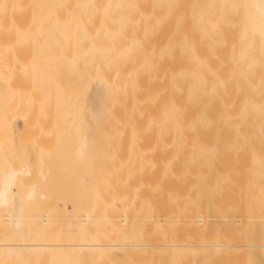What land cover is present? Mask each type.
Masks as SVG:
<instances>
[{
    "label": "bare ground",
    "instance_id": "bare-ground-1",
    "mask_svg": "<svg viewBox=\"0 0 264 264\" xmlns=\"http://www.w3.org/2000/svg\"><path fill=\"white\" fill-rule=\"evenodd\" d=\"M19 17L22 18L20 20L22 21L21 27L18 25ZM9 21L14 24H10ZM9 26L12 31L14 28L15 34L21 32L23 53L20 55L22 51L17 50L19 53L17 51L16 53L19 55H16V58L4 57L1 56L2 50H0L1 126H11L13 115L7 110V101L5 100L9 99L7 97L12 92V80L18 77L16 70L19 60L23 61L21 66L31 63L34 67H37L38 64L40 67L49 63L54 65V62L60 61L66 64H77V66L79 64L82 66H85L83 64L103 65L102 63L111 65L114 62H119L121 65L124 61H126L125 65H131V63L134 64L133 60L150 63L152 82H154L152 83L154 85V87L152 86L154 88L152 96L155 117L152 116L154 117L152 119L153 133L156 136H153V139L158 147L152 157L157 159H153L155 161L153 163L155 166L158 164V171L155 168L153 171H157V173H153L156 178L158 175L165 178V181H160L159 187L169 193V197L172 198L174 194H179V196H184L185 200H195V204L196 200H199L195 206L199 210H193V202H191L193 207L188 205L190 202H179L181 206L178 201H182L184 197L176 199L177 203L175 202L176 197L173 198L174 202L178 206L180 205L179 207H183L185 204V206L191 207V212L196 211L197 214L198 211L197 221L194 222L191 212L189 214L187 209L186 214H188H185V220L180 215V218L177 216L178 218L174 219L176 215L172 216V214L175 209L172 212L170 210L172 206L178 208L174 207L177 205L172 204L170 200L168 202L161 196L153 197L156 205L163 199L169 205V208L165 210L166 216L162 217L163 221H166L165 217L169 218L171 215L173 217H170L171 222L182 219L181 221L184 220L187 226L185 227L184 222H181V224L183 223L182 227L179 226L181 224L177 225L179 227L177 235H175L176 238L180 237L177 242V239L174 240L175 237H171L173 234L170 232L172 229L175 232L177 227L170 224L169 219L166 228L167 234H171V236L169 238L165 234V237H167L166 241L169 239L171 241L162 243L157 241V237L155 240L154 235L150 240L162 243L160 245L156 243L160 250L161 248L166 249L167 253L171 252L173 256L176 253L175 260L177 262L184 261L182 257L184 254L181 255L182 252H179L178 248L186 249L192 253L200 251L205 255L213 252L220 253L221 257L224 254L221 251L234 249L236 258L231 255L233 251L229 253L230 250H228L227 252L230 257L233 256L236 259H234L235 261L239 259L238 264L241 262L244 264L243 261L246 264L247 257H252V264H264V0H0V34L4 28ZM5 33L11 34L6 30ZM10 38H14V36H9V41H13ZM0 43H2L1 39ZM17 49L19 48L17 47ZM42 71L48 75V71ZM31 73L34 79H38L42 74L40 71L38 72V69ZM66 93L68 92L66 91ZM8 112L11 116L7 114ZM21 113L24 115L23 111L15 114H19L21 117ZM27 114L32 116L29 112ZM27 114L25 113V116ZM33 118L36 120L37 116L35 115ZM65 129L63 142L66 145V158L71 163L77 186L81 187L83 182L89 186L93 139L77 124H70ZM54 154L56 153L54 152ZM2 167L0 166V264L1 262L6 264V259H12L7 264H21L26 258L25 254L22 255L26 252L22 253L23 249L30 250V253L33 249L34 252L37 249H48L50 251H47V257L52 263L53 259L51 260V258L57 257L55 259L59 262L65 257L60 256L58 248H63L61 250L65 251H61V253H66L68 250L69 252L74 251L76 256L79 253L78 249L83 251V254L87 253V256L91 254L95 256L99 252L104 255L106 251L118 249L123 250L127 257L128 255L140 257V255L138 256L139 249L145 248L144 246H152L139 244V242L112 243L111 240L114 241V239L110 240L111 243L98 240L50 243L37 239L38 234H41V229H45L43 226L46 225H42V228L37 230L39 231L36 233L38 237L33 241L30 238V233H26L30 239L25 242L22 237L23 222H25L23 213L25 211L22 210L28 202L42 201L45 196L40 192L41 190L39 191L41 188H37L36 184L24 192L23 190L18 194L15 192L20 189H17L18 176L30 174L28 165L15 167L16 169L11 166ZM36 173L42 180L45 179L48 173L45 164H42ZM158 182L159 180L156 181V184ZM22 183L23 181H21ZM163 183L165 184L163 185ZM82 188L85 190V194H90L84 186ZM171 194L173 195L171 196ZM162 196L165 197V193ZM158 199L162 200L159 202ZM158 206L162 207L161 204ZM230 210L234 211L232 212L235 214L232 215L233 219L229 216L231 212L228 214ZM210 211L214 212L212 215L216 213L219 216L217 219H220L222 227H218L221 228V231H210L209 233L206 232V229L195 231L197 229L193 228V225L201 226L206 221L207 212ZM199 212L203 215H200ZM154 213L156 212L153 211L152 217L155 216ZM47 214H43V218L41 216L42 223L49 224L50 219ZM30 215L27 216L31 218L32 215ZM34 217L38 218L36 215ZM47 217L49 220L46 219ZM80 218L84 224L88 222L90 216L85 213L80 215ZM209 218L213 219L214 217ZM31 219L29 220L34 221L33 217ZM160 220L156 223L163 222ZM196 222H200V224ZM229 223L232 225L231 229L228 228ZM162 224L164 227L165 223ZM168 224L173 226H171V230ZM180 227L187 233L181 231ZM187 227L189 230L186 229ZM127 229L129 228H126V231ZM211 229L210 225L209 230ZM246 235L247 242L244 243L242 239ZM46 237L48 238V236ZM106 240L108 241L107 238ZM66 248L68 249L66 250ZM239 250L242 252L239 257H243L245 252L248 254L247 257L245 255L246 261L245 258L237 257ZM92 251L97 253L93 254ZM81 252L78 254L79 256L82 254ZM167 253H165L166 256ZM107 254L109 253L107 252L105 255ZM20 255L24 258L19 257ZM164 255L161 258V260L164 259L163 261L166 259ZM27 256L29 261L32 260L30 257H35ZM107 256L113 257L114 254L110 253ZM177 256H180L179 260ZM229 256L228 258H230ZM20 258L21 260H18ZM89 258L90 261L94 259ZM224 258L225 263H222H228V259ZM257 259H261V261L256 262ZM26 260L24 259L29 263ZM41 260L44 261L42 257ZM112 260H115V257ZM187 260L185 264H190L188 263L189 255ZM231 260L229 259V261ZM46 261L44 262L46 263ZM137 261L141 260L138 258L135 262L137 263ZM218 261L220 264V260ZM111 262L110 264H112ZM177 262L174 261V263ZM123 263L118 262V264ZM166 263L167 261L164 262V264ZM235 263L237 264V262Z\"/></svg>",
    "mask_w": 264,
    "mask_h": 264
},
{
    "label": "rangeland",
    "instance_id": "rangeland-1",
    "mask_svg": "<svg viewBox=\"0 0 264 264\" xmlns=\"http://www.w3.org/2000/svg\"><path fill=\"white\" fill-rule=\"evenodd\" d=\"M20 20H22V18L18 19L19 26L22 22ZM10 21H12V19H10ZM10 24L13 25L14 22H10ZM5 30L6 32H10L11 34H4ZM20 33L21 32L19 31L18 34H15L14 28L12 31L11 26L6 27V29L4 28V31H2V33L0 34V39L2 40V43H0V50H2L1 56H12L16 58V55H19L18 53L20 51H22L20 52V55H22L23 47ZM8 35L10 37L14 36V38H10V40L13 39V41H9ZM18 43L21 45H19ZM17 47L19 49H17ZM16 51L18 53H16ZM21 62L23 61H18L19 66L17 67L18 69L16 68V74L18 75V77L12 80V92L9 93L10 96L8 95L7 97L9 99L5 100L7 101V110L11 112V115L13 116L11 119L10 127H4L0 125V166L1 168H3L2 166H6V168L7 166H11L12 168H19L22 165H28L30 174H27L25 176H18L19 183L17 184V189H20L18 191L15 188V192H17V194L19 192L21 193V190H23L24 192V190L36 184L37 188H41L39 189V191L41 190L40 192H42L45 196L42 201L28 202V204H26L27 202L25 203L26 206L24 207V210H22L23 212L25 211L23 213V219L25 220V222H23L24 231H22V237L24 238V241L26 242L27 239L29 240L30 238L33 241V239L38 237L39 235L37 239H42L50 243H69L76 241L81 242L82 240L84 242H92L98 240L99 242L107 243L139 242V244H147L152 246H144L146 249L143 247V249H139L138 256L140 255V257H137L136 255H128V257H133L132 259L131 257L128 258L123 250L118 249L106 251L104 255L103 253L95 252L97 253L95 256L92 254L90 256H87L88 254L86 252L85 253L87 255L83 254V251L81 252L80 249H78L79 253H82L80 254V257L78 255L79 253L76 256V253L74 251L69 252L68 250L66 251L67 254L63 253L65 252L61 250L63 248H58L60 249V256H65L63 258L61 257L62 259L58 258L59 260L61 259L59 262L56 261L57 257H55L56 259L50 257V252L49 257L51 258V260L53 259L52 263L50 259L48 260L47 251H50L48 249H37L38 251L35 250L37 253L33 251L34 249L31 251V253L29 252L30 250L23 249L22 253L23 251H28V253L25 252L22 254H25L26 258H24V256L22 257V255H20L19 257L26 260L28 258L27 255L35 256L34 254L36 253L35 257H30L32 258L31 261H29V259L26 260L29 261L30 264H36V261L37 264H44L46 258L48 262L46 261L45 264L49 262V264H110L111 261L112 264H118V262H124L123 264H164L165 261H167L166 264H185V262L188 261L187 257L189 255L190 260L188 263L190 264H219L218 260H220V264H224V257L228 259V263L226 264H236L235 262H237L238 264L239 259L235 261L236 253H234V251L236 250L234 249H226L225 251H221L222 253L224 252V254H226L228 250H230L229 253L233 251L231 255H234L235 258H233V256L230 257L229 253L227 252L228 256L230 257L228 258L227 254L225 256L224 254H222L223 256L221 257L219 251V254L213 252L212 254L208 253L207 255H205L200 251H195L192 253L191 251H188L186 249L178 248L179 250H177L179 252H182L181 255L184 254L185 256H182L184 261L179 260V257L181 255L179 257L177 256L179 260V262H177L175 260L176 253H173V256L171 252L167 253L166 249L163 250L161 248L160 250V247L158 248L157 246V244L160 245L165 242L167 243V241L169 240L171 241V239L166 241V238H170L171 236V234H167L168 232L166 228V223H168L170 217L176 215V217L174 216V219H176L180 215L181 218H184L187 211L190 214V210L192 209L188 205H192L195 200H185V197L182 195L179 196V194H174L172 198L169 197V193L165 192L161 187H159L160 181H165V178L162 175H160L161 177L158 175L159 177L157 176L156 178V175L153 173L155 172L153 171L155 168L157 170L158 164L155 166V161L153 159L156 158L152 157L154 151H157L156 148L158 147H156L157 143H155L156 141L154 142L155 139H153V136H156L153 133L154 125L152 119L155 117V114H153L154 100L152 96V91L154 90V85H152V83L154 82H152L153 76L151 75L152 71H150L152 69L150 63H147L149 64L147 65L145 62L133 60L134 64L131 63V65H125L126 61H121V65H119V62H114L115 64L111 63V65L102 63L103 65L83 64L85 66H82V64H79L80 66H77V64H66L60 61L54 62V65H52L53 63L51 65L49 63L45 66H42L41 64L42 67H40V65L38 64L39 66L37 65V67H34L31 63L23 64L21 66ZM35 69L36 71L38 69V72L40 71V73H42H39L41 77H39L38 79H34V77H32L31 72ZM42 70L48 71V75L46 73L44 74V71ZM66 91L68 93H66ZM68 97H70L71 99ZM63 98H65V100H63ZM20 111H23L24 113V115L21 113L22 118L19 114H15L19 113ZM9 112L7 114L11 116ZM27 112H29L30 115L32 114V116H29ZM25 113L27 114L26 116ZM35 115L37 116V121L35 120V118H33ZM70 124H77L82 131L87 132L93 139V156L91 172L89 175V186H87L86 182L82 183V186H84L86 191L88 190L90 194H85V190L82 188V186H77L71 163L69 162L68 158H66V145L63 142V136L66 130L65 128ZM54 152L56 154H54ZM155 154L157 155V153ZM42 164H45V168L48 169L47 176L43 180L40 178V176L38 177V173H36ZM157 171L155 173H157ZM160 173L161 172L159 171V174ZM153 174L155 177L153 176ZM157 179L159 180L158 184H156V181H158ZM153 180L155 182H152ZM21 181H23L22 184ZM24 184L27 185L25 186ZM164 184L165 183H163V185ZM161 193H165V197L162 196ZM172 195L173 194H171V196ZM155 196L158 198L161 196L164 199H167L168 202L170 200L172 204H174L175 202L177 203L176 199L179 200V198L181 199L184 197V200L182 199V201H178V204L181 205V203L183 202H190V204L187 205L188 207L185 206V204L183 207H179L180 205L178 206L175 203L177 206L174 207L182 209L181 211L183 215H181L182 213L179 214V212H181L180 209L173 208L172 206L170 212L175 209L177 210V213H175L174 210L173 214L171 213L172 216L170 215L169 218L165 217L166 221H163L164 218L162 217L165 215V210L169 208V205L163 198L162 202H160L162 199L160 201L159 199L157 200L160 202L159 204H161L162 207L158 206L159 204L156 205V201L153 198ZM173 198H175V202ZM198 201L199 200H196V204L194 203V207L192 205L193 210H199V208L195 207L199 203ZM159 207L161 208L160 211L158 209ZM153 211L158 214V217L156 216V213H154L155 216L152 217ZM45 212L48 213L47 215L50 219V221H48L49 224L44 222L43 224L41 221L42 219H40L43 214L46 215ZM195 212H191V217L193 218L194 222L195 220L197 221L198 218V211L197 214ZM210 212H207L206 217L204 216L206 221L203 223L205 224L202 223L201 226H196V224L194 223L195 226L193 225V228L195 227V229H197H194L195 231H201L205 229L208 233L210 231H221V228L219 229L218 227H222L220 219H217V217L219 218V216L216 213L212 215L214 212ZM232 212L234 211H228V214L230 213L229 216L231 218L234 214H232ZM85 213H87V215L89 214L90 218L88 219V222L83 224L80 220L82 219L80 218V215ZM26 214L28 216L31 214L32 216H30L31 218H34V221H31L32 219ZM166 214L168 215V213ZM35 215L39 218V220L38 218H36L37 220L35 219ZM160 215L162 219L160 218ZM200 215H203V213ZM48 217L46 219H48ZM209 217H216V220ZM159 220L160 222L163 221L165 223L164 227L166 229L162 227V225H164L162 224L163 222L160 224L156 223ZM181 220L182 219H177V221L172 220L171 222L170 219L169 223L173 226L176 225L177 227V229H175L176 227L174 226L175 232L173 229L172 231H170L173 226L168 224V227L170 229L168 231L173 234L171 237H175L174 240L177 239V242L180 240H178V238L180 237L176 238V233L178 227H182L183 223L181 224V222H184L185 218L183 221ZM196 223L200 224V222ZM67 224H69V227L67 226ZM185 224L186 223L184 222V225ZM209 224L212 227L211 230H209ZM37 225H39L40 227H38ZM42 225H46L43 226V228L45 229H41V234L37 235L36 233H39V231L37 230H39V228H42ZM202 225L204 226L202 227ZM186 226L187 224L185 225V227ZM228 226L227 227L231 229L232 225L230 223L228 224ZM27 227H29L30 230ZM31 227H33L34 229ZM126 228L129 229H127L126 231ZM186 229L189 230V227H187ZM181 231L185 232L184 229H182ZM28 232L30 233V238H28ZM202 232L205 233V231ZM165 234L167 237H165ZM52 235L54 236V238L52 237ZM46 236H48L49 239ZM158 236L161 237L159 238ZM152 237L154 239L157 237V241H161L162 243L150 240L152 239ZM106 238L108 239V241L106 240ZM51 239H53L54 241H52ZM111 239H114V241ZM242 240H244V243H246L247 235L244 236ZM67 249L68 248H66V250ZM51 250L53 251V249ZM61 251L63 252L61 253ZM56 252L58 253V250H56ZM107 252L109 253L107 255H110L111 253V255L114 254V256L112 257L105 255ZM52 253H54V251ZM165 253H167V256ZM239 253L237 254V257L242 254V252L240 254ZM43 254L44 256H42ZM98 254H100V256H97ZM150 255L151 257H149ZM153 255L155 259H153ZM163 255L166 256L164 257L166 258L165 261H163L164 259L161 260ZM245 255L246 257L248 256V254H246L245 252L244 256L240 257L245 258ZM41 257L44 261L41 260ZM89 257L94 259H91L90 261ZM111 257H115V260H112ZM123 257L124 260L122 261ZM21 258L18 260H21ZM35 258L36 261L34 260ZM138 258L141 261H137L136 263L135 260H138ZM231 258H233V260H231ZM249 258L247 257V261L246 258L244 259L246 261V264H252V257ZM24 259L22 263L27 264L28 262H25ZM229 259L231 261H229ZM6 260L7 263H10L12 261V259ZM54 260L57 263H55ZM214 260H216L217 263H215L216 261L214 262ZM258 260L261 261V259H257L256 262ZM14 261L16 262V260ZM174 261L177 263H174ZM2 263L4 264V262H1V264ZM18 263L20 262L18 261ZM243 263L245 264L244 261Z\"/></svg>",
    "mask_w": 264,
    "mask_h": 264
}]
</instances>
